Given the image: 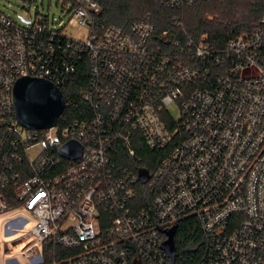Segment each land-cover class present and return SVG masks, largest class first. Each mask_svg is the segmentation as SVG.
I'll use <instances>...</instances> for the list:
<instances>
[{"label": "built area", "instance_id": "2783aa9c", "mask_svg": "<svg viewBox=\"0 0 264 264\" xmlns=\"http://www.w3.org/2000/svg\"><path fill=\"white\" fill-rule=\"evenodd\" d=\"M159 1L184 9L209 0ZM258 1L261 17L225 45L185 33L168 49L155 38L150 13L128 28L108 25L95 0H64L69 24L88 28L85 42L51 29L46 15L21 26L0 10V213L29 215L8 222L7 233L35 220L12 242L32 240L22 250L29 264H170L167 234L189 216L204 237L195 264H264ZM173 25L184 28L178 18ZM81 61L89 74L80 93L85 116L42 130L20 125L17 80L42 78L63 91ZM138 139L167 152L143 183L154 198L142 210L133 202L140 170L134 174L128 161ZM71 140L83 149L77 160L60 155Z\"/></svg>", "mask_w": 264, "mask_h": 264}, {"label": "trees", "instance_id": "16d2710c", "mask_svg": "<svg viewBox=\"0 0 264 264\" xmlns=\"http://www.w3.org/2000/svg\"><path fill=\"white\" fill-rule=\"evenodd\" d=\"M103 8L101 20L108 25L128 28L141 20L146 14L152 15L155 25V38L163 49L169 48L173 40L188 34L196 41L212 46L225 43L250 29L251 24L262 15V3L258 0H209L195 4L192 8L175 9L163 5L159 0H95ZM181 19L184 28H176L173 22ZM167 33V34H165ZM88 71L81 61L79 68L66 88H63L67 103L59 118V124H65L75 118L85 116L82 111L81 91L88 82ZM136 159H128L130 168L137 174L140 169L153 172L167 152L151 149L141 139L135 146ZM138 157L141 161H138ZM126 163V162H125ZM134 204L136 210L149 209L153 206L154 193L148 184L136 183ZM174 234L176 248L175 264H195L203 251V234L195 217L189 216L177 223Z\"/></svg>", "mask_w": 264, "mask_h": 264}, {"label": "water", "instance_id": "95a60500", "mask_svg": "<svg viewBox=\"0 0 264 264\" xmlns=\"http://www.w3.org/2000/svg\"><path fill=\"white\" fill-rule=\"evenodd\" d=\"M27 23L26 20H23ZM13 106L20 125L27 129L42 130L56 126L66 109V98L63 91L49 80L36 77H21L13 89ZM82 146L71 140L60 148V155L69 160H77L82 156ZM150 179L146 169H140L138 181L146 183ZM175 227L168 232V240L163 249L170 259L176 263L174 245Z\"/></svg>", "mask_w": 264, "mask_h": 264}, {"label": "rangeland", "instance_id": "374dc122", "mask_svg": "<svg viewBox=\"0 0 264 264\" xmlns=\"http://www.w3.org/2000/svg\"><path fill=\"white\" fill-rule=\"evenodd\" d=\"M64 0H0V10L10 15L19 25L26 26L23 21L33 22L37 14H43L50 19V28L53 30H64L66 35L76 40L85 42L88 38V28L73 27L69 24L70 15L67 10H63ZM180 114L177 110L174 111V116ZM29 215L24 209L15 211H7L0 213V264L8 262L14 264L16 261L19 264H29L23 256L22 250L26 248L32 240L26 242L12 244L24 233H28L35 224L34 219H30L29 224L21 233H7L5 225L10 221H19L22 218H28ZM8 245L11 252L5 254L4 247Z\"/></svg>", "mask_w": 264, "mask_h": 264}]
</instances>
